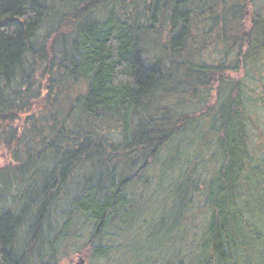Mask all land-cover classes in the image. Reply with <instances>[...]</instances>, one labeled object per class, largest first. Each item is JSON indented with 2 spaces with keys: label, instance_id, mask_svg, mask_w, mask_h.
<instances>
[{
  "label": "trees",
  "instance_id": "trees-1",
  "mask_svg": "<svg viewBox=\"0 0 264 264\" xmlns=\"http://www.w3.org/2000/svg\"><path fill=\"white\" fill-rule=\"evenodd\" d=\"M2 147L0 264H264V0H0Z\"/></svg>",
  "mask_w": 264,
  "mask_h": 264
},
{
  "label": "rangeland",
  "instance_id": "rangeland-1",
  "mask_svg": "<svg viewBox=\"0 0 264 264\" xmlns=\"http://www.w3.org/2000/svg\"><path fill=\"white\" fill-rule=\"evenodd\" d=\"M165 32V31H164ZM164 34V33H163ZM166 34V33H165ZM11 163V154L9 155V150L5 147L0 148V168L6 167L5 165ZM156 182L151 181L149 189L151 190ZM141 188L139 187L137 193L139 196H142L143 194H149L147 192V188ZM147 207L151 209L154 207L155 202L151 205L150 203H146ZM152 211V210H151ZM153 212V211H152ZM78 230L79 232H76ZM112 232V231H111ZM183 235V233H182ZM88 237L84 235L83 229H74L70 232L69 236L67 238H62L59 241V245H57V264H117L115 256L111 257L110 259H107L105 257L103 258H94L92 257V260H87V256L84 253H80V249H86L89 250L90 246H88ZM83 260V261H81ZM120 260V259H119Z\"/></svg>",
  "mask_w": 264,
  "mask_h": 264
},
{
  "label": "water",
  "instance_id": "water-1",
  "mask_svg": "<svg viewBox=\"0 0 264 264\" xmlns=\"http://www.w3.org/2000/svg\"><path fill=\"white\" fill-rule=\"evenodd\" d=\"M81 261H83V260H81ZM83 263H84V261H83Z\"/></svg>",
  "mask_w": 264,
  "mask_h": 264
}]
</instances>
